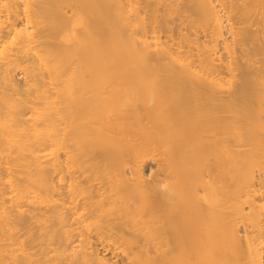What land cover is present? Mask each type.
Segmentation results:
<instances>
[{
    "label": "bare ground",
    "instance_id": "bare-ground-1",
    "mask_svg": "<svg viewBox=\"0 0 264 264\" xmlns=\"http://www.w3.org/2000/svg\"><path fill=\"white\" fill-rule=\"evenodd\" d=\"M0 264H264V0H0Z\"/></svg>",
    "mask_w": 264,
    "mask_h": 264
},
{
    "label": "rangeland",
    "instance_id": "rangeland-1",
    "mask_svg": "<svg viewBox=\"0 0 264 264\" xmlns=\"http://www.w3.org/2000/svg\"><path fill=\"white\" fill-rule=\"evenodd\" d=\"M18 73L20 72V71H17ZM23 76L21 75L20 77L18 76V78H19V80H21V81H23L24 79L22 78ZM21 78V79H20ZM23 79V80H22ZM152 169H154V170H152ZM151 170H152V172H154V171H157V167H156V164L153 162V163H151V165H148L147 167H146V171H145V173H148L147 174V176H149V173L151 172ZM151 174V173H150Z\"/></svg>",
    "mask_w": 264,
    "mask_h": 264
}]
</instances>
